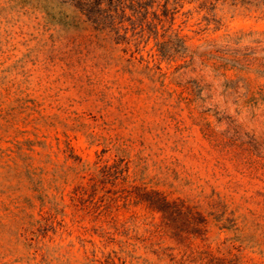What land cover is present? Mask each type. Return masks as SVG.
I'll list each match as a JSON object with an SVG mask.
<instances>
[{
	"label": "rangeland",
	"instance_id": "1",
	"mask_svg": "<svg viewBox=\"0 0 264 264\" xmlns=\"http://www.w3.org/2000/svg\"><path fill=\"white\" fill-rule=\"evenodd\" d=\"M173 11L103 38L59 0H0V264L90 262L99 238L69 184L100 159L208 224L177 243L124 194L118 221L190 258L264 264V0Z\"/></svg>",
	"mask_w": 264,
	"mask_h": 264
},
{
	"label": "trees",
	"instance_id": "2",
	"mask_svg": "<svg viewBox=\"0 0 264 264\" xmlns=\"http://www.w3.org/2000/svg\"><path fill=\"white\" fill-rule=\"evenodd\" d=\"M59 1L73 11V25L86 26L98 37L115 38L121 37L120 29L128 30L125 20L134 23L147 22L154 17H172L173 10L184 0ZM190 1L202 6L216 0ZM100 160L89 168L88 174L79 175L80 172H76L69 184L70 201L75 213H84V217L94 222L91 230L81 227L82 231H92L99 238V243L92 248V259L88 264H249L241 256L230 252L218 256L205 251L199 253L198 258L180 255L179 249L164 246L153 238L152 233L139 234L126 221H118L112 208L124 194L123 202L140 205L158 214L159 231L170 233L177 243L204 237L208 224L197 205L180 197L172 198L144 182L137 171H130L128 162L108 164ZM106 186L117 188V191H104Z\"/></svg>",
	"mask_w": 264,
	"mask_h": 264
}]
</instances>
